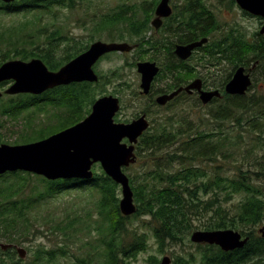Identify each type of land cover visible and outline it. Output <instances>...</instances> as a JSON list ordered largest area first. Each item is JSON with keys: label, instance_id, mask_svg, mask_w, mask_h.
<instances>
[{"label": "trees", "instance_id": "trees-1", "mask_svg": "<svg viewBox=\"0 0 264 264\" xmlns=\"http://www.w3.org/2000/svg\"><path fill=\"white\" fill-rule=\"evenodd\" d=\"M52 4L58 6L64 4L73 8L76 1L16 0L7 4L0 0V10L8 13L35 11L38 8L51 9ZM132 7L122 5L118 11L104 17L112 24L124 21L135 26L136 18L134 15L131 16L130 11ZM206 17L210 34V29L216 27L217 20L209 10ZM23 26L27 27V24L0 25V66L10 59L29 60L39 57L50 68L58 69L63 61L71 60L77 54V51H73L74 53L68 52L65 56L56 58L57 44L63 39L58 38L60 32L52 31L47 36L46 43H42L44 46L40 47L36 45L32 36L26 35L25 38L20 36L22 29L19 28ZM29 43L36 46L29 49L25 46ZM87 47L88 44L83 49L81 47L78 52ZM238 47V51L232 56L238 63L243 64V59L248 57V53L261 59L260 64L264 61V40L261 44L257 41L252 47L243 38H239ZM112 76L117 77V71H112ZM108 82L111 80L103 78V84ZM94 86L95 84L90 82H80L62 87L63 89L74 87L73 93L66 96L64 90L63 95L62 93L59 95L57 105H69L70 110L71 106H74L73 109L78 110V116L74 120L73 117L70 118L71 115L68 119L65 116L58 127L64 128L81 121L91 111L92 104L97 99ZM251 88L252 86L249 90ZM47 93L49 94L48 91L44 94ZM42 95L18 94L10 96L9 100L0 98V113L17 119L22 111L41 106L44 101L51 102V98H41ZM16 97L20 99L14 101ZM86 102L91 105L88 109H85ZM209 114L211 120L217 123L216 128L208 131L198 130L194 136L188 135L187 139L183 137L189 132L175 129L170 114L166 115L165 125L160 123L157 132H147L140 138L137 146L138 157L142 156L144 163L151 166L147 165V171L137 173L136 177L129 174L137 205L136 212L131 216L122 214L119 207L120 186L106 175L103 169L101 172H95L89 181L80 179L51 181L42 177L46 183L45 187L39 191L34 190V194L30 196L25 195L32 189L31 187L25 189L30 184L24 177L33 176L32 173L16 171L0 175V236L17 243L29 239L28 210L43 199L67 189L89 186L100 194L95 206L98 218L93 217L92 211L89 212V218H94L93 227L98 232L96 244L93 245L98 259L89 256L84 259L77 258L74 264H132L139 253L148 250L150 235L155 237L159 251L164 252L169 243L184 241L197 228H233L249 237L244 247L233 251L199 245L203 248L201 264H264V229L261 230L264 228V181H261L264 177V92L227 96L222 103L214 106ZM226 121H231L232 126L229 127ZM26 125L32 129H28L30 133L24 135L27 138L22 136L23 143L42 139L55 131L50 126L35 127L33 115H28ZM39 135L42 137L39 138ZM235 138L237 141L233 142ZM246 139L249 141L246 142ZM242 142L247 145L241 151L248 161L233 160L237 171L224 173L225 168L218 164V161L227 163L232 160L238 148L239 150L242 148L240 145ZM173 146L176 148L170 150ZM258 147H262L260 151L256 150ZM211 169L215 170L214 173L210 172ZM236 195L240 198L234 202L233 197ZM203 211L210 212L206 214ZM133 217L142 220H139V224H134L131 222ZM201 217L200 225L195 226L194 219ZM211 218L214 220L211 221ZM84 225L87 226L80 219L63 224L57 221L53 229H62L65 233L72 229L76 232ZM7 254L9 258H13L10 251ZM63 254L67 252L63 251ZM56 258V250L48 251L41 247L30 264H56ZM175 258L176 264H190L193 256L186 258L178 255ZM150 259L151 264H158L159 259L154 254ZM0 261L5 262L3 257H0ZM9 264L18 263L13 261Z\"/></svg>", "mask_w": 264, "mask_h": 264}, {"label": "rangeland", "instance_id": "rangeland-1", "mask_svg": "<svg viewBox=\"0 0 264 264\" xmlns=\"http://www.w3.org/2000/svg\"><path fill=\"white\" fill-rule=\"evenodd\" d=\"M75 1L76 5L73 8L64 4L61 6H58V4H52L51 9L38 8L35 11H15L8 13L0 10V25L17 26L21 23H26L27 27L23 26V28H19L20 30L22 29L20 36L23 38H25L26 35L32 36L33 40L36 41V45H40V47L44 46L43 44H45L48 40L47 36L52 33V31H57V33L60 32L58 34V38L63 36L73 37L75 40H77L80 47L90 43L92 39L109 41L116 39L117 37L121 39L122 35L124 37L126 34L125 31H127V28L124 25L125 23L123 22L124 24L120 23L113 26L104 25L103 23L106 21L104 15L108 16L113 14L114 12L118 11V8L122 5H132L133 7L130 10L131 16L134 15V17L137 18V15H139V10H137L138 2H141L142 0ZM224 1L225 3H223ZM210 2V8L214 10L216 17L222 23H233L234 25H240L241 28L243 26L249 32H256L262 27L257 16H245V14L240 11V8L237 4V6L235 4L232 6H227V0H210ZM127 25L129 26V24ZM36 45H34V43H29L25 46L29 47L30 49ZM57 47L55 57L58 59L66 55L68 52L73 51V47L63 43L62 39L58 42ZM132 60H135L132 54L112 55L110 57H106V59L97 66V69L103 73V76H105L103 77L104 80L109 79L111 82L105 84L101 82L100 85L95 84L93 87V89L96 90L97 97L101 96V93L105 95L113 94L124 97L126 104L123 108V115L132 114L130 111L131 108L129 109L130 105L135 106L142 103L141 100L135 102L134 98L136 96L132 98L134 92L140 89L139 74L137 72V68L134 67V63H131ZM231 67L232 63H225L224 65H221L219 69L213 70L211 72H215L216 81L221 83L228 76ZM50 69L55 70L53 68ZM263 69L264 61L253 72L254 81L251 90L248 91L249 93L259 91L264 92ZM112 71H117V77L112 76ZM209 75H211V73H209ZM109 76L111 78H109ZM118 84H122V88L124 90L121 89L118 91L116 89L118 88ZM8 86L9 85L4 86L1 88V90H4ZM62 87L63 86H58L53 88L48 91L49 94L47 93L41 96V98H51V102L44 101L41 104L43 106H35L26 112L22 111L17 119H14L12 116L2 115L0 113V123L2 124L0 126L1 143H7L10 145L21 144L19 142L23 141L25 137L24 135L30 133L29 130L32 129L30 126L26 125V119L28 118V115H33V124H36L35 127L44 125V122H54V114L67 109V105H57L59 95L61 93L63 95V91L65 90L66 96H68V93H73L72 90L74 89V87L69 89H63ZM10 96L13 95H5L4 100H9ZM19 99L20 98L16 97L13 100L18 101ZM220 103H222V101L211 105H203L202 102L197 98L192 97L186 100H179L172 105V108L164 112V115L170 114L171 122L173 123L175 129H184L189 132L185 137H183L187 139L188 135L194 136L198 130L208 131L212 128H216L217 123L211 120L209 112H211L214 106ZM90 107L91 105L86 102L85 109ZM71 108L73 109L74 106H71ZM155 117L159 118V116ZM226 122L229 127L232 126L231 121ZM233 135H235V133ZM40 137H42V135H39V138ZM234 141H237V138H235L233 142ZM248 141L249 139H246V142ZM240 145L242 148L240 150L238 148L237 154L233 156L232 160H228L229 162L227 163L221 162L220 160L218 161V164L224 166V173H235L237 171L236 165L232 163L233 160H236V162L248 161V158L243 157V152L241 151L247 145L244 142H242ZM174 148L176 147L173 146L170 150H173ZM261 148L262 147H258L256 150L260 151ZM147 165L148 164L144 163V158L141 156L139 157L137 163L127 167L125 171L128 174L135 176L137 173L146 172ZM149 166L151 165L149 164L148 167ZM93 170L95 172H101L100 165L98 163L94 165ZM214 171V169H211L210 172L214 173ZM20 172L26 173L25 171ZM42 177L44 176L34 173L33 176L27 175L24 177L29 180L28 184H30L25 189L29 187L32 189L25 195H33L34 190L39 191L45 187L46 183ZM13 179L16 180V178ZM261 181H264V179L262 178ZM119 196L120 198L122 196L121 188L119 189ZM99 197L100 194L97 190L91 189L89 186H87L84 188L80 187L67 189L61 193L47 197L43 199V201L37 203L35 207L28 210L29 229L27 230L30 231V238L27 240H21V242L18 243L19 246H22L27 250L26 256L21 258L18 254L11 252L13 254V258H9L7 252H3L1 250L0 257H3L5 262L0 261V264H9L13 261L18 264H30L34 260L37 251L41 249V247H44L45 250L48 251L56 250V264H74L76 263L77 258L84 259L87 256L90 258L92 257L93 259L97 258L94 251L96 248L94 247L93 250V245L96 244L95 239L98 237V232L93 227V219L98 218L95 206ZM239 198V195L234 196V202ZM36 200L38 201L39 199ZM91 211L93 212L92 215L94 218H89V212ZM208 212L210 211H203V213L206 214ZM78 219L82 220L87 226L84 225L80 227V229L76 232L72 231V229H69L66 233L62 229H53L57 221L62 222L63 224L64 222H76ZM201 219L202 217L195 218L194 225L199 226ZM139 220L142 219L133 217L131 222H134V224H139ZM212 220L214 219L211 218V221ZM76 224L79 225V222ZM0 242L9 243L10 241L5 239V237L0 236ZM62 249L63 251H66L67 254L64 255ZM165 249L166 250L164 252L159 251V246L155 237L150 235L148 250L139 253L136 260L132 261V264H151L150 258L153 254L159 259L158 263L165 255L172 257L175 259V261V257L180 255L186 258L193 256L192 262L190 264H201L200 262L203 248H200L199 245L192 242L191 234L184 241H180L178 243H169ZM90 254L92 256H90Z\"/></svg>", "mask_w": 264, "mask_h": 264}, {"label": "water", "instance_id": "water-1", "mask_svg": "<svg viewBox=\"0 0 264 264\" xmlns=\"http://www.w3.org/2000/svg\"><path fill=\"white\" fill-rule=\"evenodd\" d=\"M3 1L10 3L15 0ZM236 1L243 9L264 18V0ZM166 8L167 0H163L158 12L161 13ZM261 32L264 33V25ZM199 44L201 42L188 46V49ZM129 49L126 42L98 40L92 43L88 50L57 71L50 70L40 58H33L30 61L8 60L0 66V84L6 80H13L5 90L7 94H40L60 85L83 81L96 82L99 80V75L93 68L95 62L105 53ZM138 71L142 74L141 87L145 93H148L158 68L154 63L144 62L138 64ZM252 82L250 74L245 73L244 67H240L227 83L226 91L230 94L244 95ZM191 88L200 90L201 100L204 103L214 96H221L219 90H202L199 80L194 81L186 89ZM179 91L162 95L157 101L165 104ZM2 95L3 92L0 90V97ZM119 108L117 96L105 95L94 102L88 116L73 126L27 144H0V174L22 170L42 175L49 180L71 178L89 180L94 176L93 165L100 163L106 174L121 186L122 197L119 207L122 214L126 216L134 214L137 210L134 191L124 167L136 162L135 144L149 128V121L143 115L128 124L115 123L114 116ZM125 138L129 143L123 142ZM248 239V236L244 237L240 231L233 228L195 230L191 235V240L194 242L217 244L226 251L244 247ZM0 246L7 249L12 244L0 242ZM17 251L21 258L26 256L27 250L24 247H17ZM171 262V257L165 255L159 264H171Z\"/></svg>", "mask_w": 264, "mask_h": 264}, {"label": "flooded vegetation", "instance_id": "flooded-vegetation-1", "mask_svg": "<svg viewBox=\"0 0 264 264\" xmlns=\"http://www.w3.org/2000/svg\"><path fill=\"white\" fill-rule=\"evenodd\" d=\"M162 1L163 0H142L141 2H138L137 10H139V15H137L135 26H128V22L124 21H118L112 24L109 22V20H106L103 23L104 25L113 26L120 23L122 24L124 22L125 24H123L127 28L124 37L122 35L121 39L117 37L113 40L102 41L126 42L130 49L115 50L102 55L93 65L95 72L99 75V80L96 82H90L93 84L103 82V73L97 69V66L100 65L101 62L106 59V57H110L112 55L132 54L135 60H132L131 63H134V67L137 68L140 78V89L134 92L132 98L136 96L134 98L135 102L141 100L142 103L135 106L130 105L129 109L131 108L130 111L132 114L123 115V108L126 103L124 101V97L117 96L119 98L120 108L114 116V121L115 123L128 124L145 115L149 121V128L144 131L143 135L147 132H157L158 129H160V123L165 125L167 116L164 115V112L172 108V105L179 100H186L195 97L201 101L203 105H211L225 100L227 96L239 95L228 93L226 91L227 83L233 78L236 70L240 67H244L245 73L250 74L252 80L254 81L253 72L256 70V68H258L261 61V59L255 58V55L252 53H248V57L243 59V64L238 63L237 59H235L236 61L233 59L232 56L236 54L239 48V38H243L245 42L252 47L255 46L257 41L259 44H261L262 40H264V33L261 32L264 24V18L261 16L257 17L259 18L262 27L256 32H249L243 26L241 28L240 25H234L233 23H222L219 21L216 17V14L214 13V10L210 8V0H167L166 10L159 13L158 7ZM227 1V6L237 4L240 8V11H242L245 16L254 15L243 9L236 0ZM223 3H225V1ZM208 10L216 17L217 20L216 27L214 29H210V34H208V21L206 17ZM98 40L92 39L90 43H88V47L80 52H78V50L81 47V49H83L84 46L79 47L77 40H75L73 37L63 36L62 42L73 47L72 49L74 52L77 51V54L71 58L72 60L76 56L88 50L91 44ZM199 42H201V44L188 49V46L197 44ZM71 60L65 61L64 63L62 62L63 64L59 68ZM144 62L154 63L158 68V72L150 84L148 93H145L141 87L142 74L138 71V64ZM225 63H232V67L226 79L219 83L216 81L215 72L211 71L219 69V67ZM209 73H211V75H209ZM197 80H199L202 90H219L221 96H214L210 101L204 103L201 100V92L199 89H186L189 85ZM12 83V80L4 81L0 84V88H3L6 85L10 86ZM122 86V84H118V88L116 89L119 91L123 89ZM177 90H180L178 94L172 99L168 100L165 104H161L157 101L158 97L162 95H169ZM45 92H43V94ZM100 95L103 96L105 94L101 93ZM101 96H98L97 98ZM77 114V109L69 110L67 105L66 110L54 114V122H44V125L45 127L50 126L51 128H54L55 131L51 133L54 134L80 122L77 121L76 123L69 124L64 128L62 126L58 127L60 124H62V119L65 116L68 119V117L71 115L70 118L73 117L74 120L77 118ZM155 116H159V118H156ZM123 141L128 142V139L125 138ZM137 146L138 143L136 145V152ZM72 179L77 178H71L68 180ZM195 244L206 246L207 243ZM13 245V247L8 248L7 250L2 249L1 247L0 249L3 252L10 250L11 252H15L17 254V244L13 243ZM213 247L217 248L214 245ZM172 263L176 264L175 259H173Z\"/></svg>", "mask_w": 264, "mask_h": 264}]
</instances>
